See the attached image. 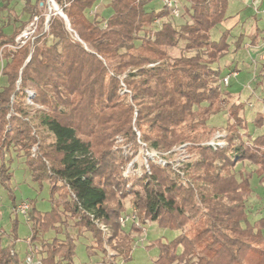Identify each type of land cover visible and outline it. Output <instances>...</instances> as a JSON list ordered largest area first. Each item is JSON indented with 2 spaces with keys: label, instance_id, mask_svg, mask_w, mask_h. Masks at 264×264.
I'll list each match as a JSON object with an SVG mask.
<instances>
[{
  "label": "trees",
  "instance_id": "16d2710c",
  "mask_svg": "<svg viewBox=\"0 0 264 264\" xmlns=\"http://www.w3.org/2000/svg\"><path fill=\"white\" fill-rule=\"evenodd\" d=\"M49 1L27 0L29 19L11 33L0 27L7 78L0 86V183L10 191L6 158L14 152L34 181L49 184L52 202L42 212L28 201L27 254L37 264H74L72 220L78 235L91 234L90 254L129 261L134 233L150 219L181 230L170 241H151L148 247L160 249L154 264H264V216L251 222L248 214L252 177L264 183V133L249 132L246 102L230 103L222 88L216 63L230 49V31L211 35L230 0H183L189 20L181 24L164 4L148 8L153 0H55L69 23L51 14L44 31ZM104 1L108 16L90 18ZM36 15L34 41L10 49ZM180 44L182 53L172 57ZM225 110L224 127L209 123ZM254 123L264 124L262 112ZM220 130L226 144H206ZM118 134L163 152L186 143L195 156L184 176L153 160L150 172L125 176L127 156L112 149ZM245 162L248 169L237 167ZM9 194L14 218L10 237L0 229V264H24L16 248L20 202ZM128 196L137 209L129 231L121 222ZM51 230L63 236L46 238Z\"/></svg>",
  "mask_w": 264,
  "mask_h": 264
},
{
  "label": "rangeland",
  "instance_id": "374dc122",
  "mask_svg": "<svg viewBox=\"0 0 264 264\" xmlns=\"http://www.w3.org/2000/svg\"><path fill=\"white\" fill-rule=\"evenodd\" d=\"M26 1L27 0H0V27H4V30L8 33H11L17 26H19L22 22L27 21L30 17V14L26 11ZM34 2L35 0H31ZM183 0H179V7H180V17L178 18L175 23L181 24L184 21H188V13L185 12L183 15V10L181 8V2ZM56 1L50 0L49 5L47 7V15L57 13L55 9ZM152 7L154 9H160L164 2L163 0H153L151 2ZM58 5V4H57ZM107 5L104 2L99 3L95 9L89 10L87 12L90 18H94V15H99V19L106 18L108 16V9H106ZM59 10H62L61 6L58 5ZM175 18V16H174ZM47 20V19H46ZM46 20L44 25L42 26V30L47 31V24ZM223 26L218 24L215 26L212 31L211 35L213 39H218L221 36V32H223ZM75 36V34H74ZM76 37V36H75ZM48 42H52V37H48ZM182 44L178 45L177 47H173L170 49V54L172 57L180 55L182 52ZM232 52V51H231ZM192 53V52H191ZM236 56V55H235ZM233 53H227L220 58V60L216 63V66L221 68L222 73H230L233 69L232 63L233 59L235 58ZM241 55L236 56L237 64L241 67ZM4 60L0 63V72L1 68L4 65ZM264 68V66H262ZM245 71V70H244ZM254 73H257L254 76ZM245 75L244 84L238 85L236 82V76H232L230 78L231 84L229 85H222V88L229 93V101L232 102H246V106L241 112L242 115L245 116L249 132L253 135L264 133V124L260 127H257L254 123V118L257 112L262 110L264 114V74L261 72L258 73L255 70L247 71V75ZM243 75V77H244ZM240 77H242L240 75ZM239 77V78H240ZM255 77V78H254ZM251 78V79H250ZM254 79V80H253ZM6 78L4 75L0 74V84H5ZM251 83V87L248 85ZM33 93V92H32ZM240 96L241 98H236ZM28 103L31 105H36L32 100L27 99ZM249 103H252L250 105ZM36 107V106H35ZM38 107V106H37ZM217 116V117H215ZM214 119L209 123L215 124L217 127H224V123L227 118L226 110L223 113L216 114ZM222 129V128H221ZM243 131V128L241 129ZM221 131V130H220ZM217 132V131H216ZM214 132L213 135L216 133ZM139 135V132H138ZM212 135V136H213ZM213 138V137H211ZM210 138V139H211ZM140 140L137 139V142L134 143L132 140H128L122 134H118L114 137L113 151L124 153L128 161L126 165L123 167V175L131 177L129 168L134 166L138 170H142V165H146L145 163V154L146 150L143 149L142 144L139 142ZM36 149L35 147L33 148ZM178 149V148H177ZM176 151V152H175ZM173 151L170 155H166L167 157L178 161L180 158V153H183V149L179 148V150ZM189 151V150H188ZM192 154L189 161L193 159L195 156L194 153L189 151ZM198 154H196L197 156ZM7 166L9 167V171L12 173L10 186L11 189L8 191L5 187H3L0 183V229H3L7 232L8 236L12 229V220L14 218L12 210V198L9 193H12L18 202L22 201H34L36 203L37 208L42 211L46 212L51 210L52 202L50 199V188L48 183H44L41 185L40 183L34 181L31 177V173L28 169V166L25 162L24 157L18 156L14 152L11 154H7ZM188 161V162H189ZM0 159V164H1ZM150 163V162H149ZM246 164V162H245ZM244 163H240L237 165L238 168H249V164L245 165ZM150 166V165H149ZM251 185L253 188V193L249 197V207H248V214L249 220L254 222L255 220L259 219L260 217L264 216V183H261L257 177L254 175L251 179ZM124 204L126 206V211L122 215L123 220L121 222L125 225L126 230L129 231L131 229V223L135 219L134 216H137V209L131 203V196H128L124 199ZM121 217V218H122ZM18 241H17V250L20 255V259L22 261L25 260L26 255V238L31 235V223L26 221L24 215H19L18 218ZM70 232L75 237L76 241V253L74 256V264H154L155 259L158 257L160 253V249L158 246L148 247V245L154 239H162L163 241H170L178 234H180L181 230H174L169 228H163L158 225L156 221L148 220L142 227L144 231L142 233H134L135 242H134V249L132 259L129 261H123L121 258H118L113 261L111 255H103L102 252H98L97 254H90L87 246L92 243V238L90 233L80 234L78 235L79 229L73 225V221H70ZM103 226V224H102ZM1 231V230H0ZM5 234V233H3ZM54 236L62 237L63 234H57L55 230H51L45 234V237L50 239ZM10 237V236H9ZM3 242H9V238L7 236L3 237ZM112 254V252L110 253ZM177 264H183V262H178Z\"/></svg>",
  "mask_w": 264,
  "mask_h": 264
},
{
  "label": "crops",
  "instance_id": "0c3cea01",
  "mask_svg": "<svg viewBox=\"0 0 264 264\" xmlns=\"http://www.w3.org/2000/svg\"><path fill=\"white\" fill-rule=\"evenodd\" d=\"M148 8H153L151 3L148 4ZM219 24L223 26V31L226 29L230 31V49L228 53H233L234 56H242L241 67L236 63L238 60L236 56L231 66L233 68L232 70L238 73L236 76L238 85L244 84V74L247 75V71L250 72V70H255L258 73L261 72L264 74V68H262V66H264V45L262 40L264 36V0H230L226 16ZM240 42L241 46L238 47L237 44ZM256 74L257 73H254V76ZM224 75H226V73L222 76ZM240 75L242 77H240ZM4 77L6 78V76ZM5 82V84H0V86L7 84V78ZM251 83L250 81L248 84L250 87ZM229 84H231V80ZM236 98L241 97L237 96ZM249 104L252 105V103ZM260 112H262V110ZM27 249L28 246L25 254L28 253ZM37 263L38 259H35L34 264Z\"/></svg>",
  "mask_w": 264,
  "mask_h": 264
},
{
  "label": "built area",
  "instance_id": "2783aa9c",
  "mask_svg": "<svg viewBox=\"0 0 264 264\" xmlns=\"http://www.w3.org/2000/svg\"><path fill=\"white\" fill-rule=\"evenodd\" d=\"M163 2H164V5H166L168 7V9L171 11L172 16L180 17V10L181 9L179 7L180 6L179 0H163ZM48 20H49V18H47V20H46L47 29L49 28ZM39 23H40V17L38 15L34 16L33 19L30 20V22L27 23L25 25V27L23 28V30L16 36L14 43L8 44V47L10 49H16V48H19V47L25 45L29 41L33 42L34 39L36 38V33L38 31V28H39ZM160 23H161L160 20H156V24H160ZM262 40H263V45H264V36H263ZM237 74H238L237 71L231 70L230 73H227L226 75H224L221 82L224 85H229L230 78L232 76H237ZM30 94L32 95V92H30ZM28 99L31 100V97H29ZM212 137L213 138L208 140L206 142V144L211 145L214 148L221 147V146H224L226 144V142L223 140V137H224L223 132L217 131ZM139 142L142 144V146H143L142 148L146 150V154H145L146 165H142L141 166L142 170L140 171L134 166V164H135V162H134L133 166H131V168H129L131 175H142L145 170L147 172H150L149 161L153 160V161H156L157 163L162 164V165L171 164L173 169L177 173L184 176V170L183 169L192 156V154L189 153V151L187 149L186 143L175 146L174 148H172L169 151L163 152V151H159V150H156L153 148H149L146 145V143L142 142L141 140ZM179 148L183 149V153H180L181 155H180V158L178 159V161H175V160L166 156L169 153L171 154L173 151H175V149L179 150ZM28 209H29V202L28 201H22L17 206V212L21 215H24V216H27ZM134 218H136V215L134 216ZM121 220H123V217L121 218ZM102 227L105 228L104 225ZM27 241H30V237L27 238ZM24 264H34V259H33V256L31 254H28L25 257Z\"/></svg>",
  "mask_w": 264,
  "mask_h": 264
},
{
  "label": "water",
  "instance_id": "95a60500",
  "mask_svg": "<svg viewBox=\"0 0 264 264\" xmlns=\"http://www.w3.org/2000/svg\"><path fill=\"white\" fill-rule=\"evenodd\" d=\"M54 4H55V2H54ZM55 9L57 10V13H59L62 17H64L68 21V23H69V19H68L67 15L62 10H59L57 4H55Z\"/></svg>",
  "mask_w": 264,
  "mask_h": 264
}]
</instances>
